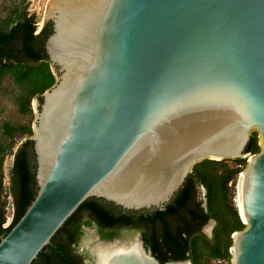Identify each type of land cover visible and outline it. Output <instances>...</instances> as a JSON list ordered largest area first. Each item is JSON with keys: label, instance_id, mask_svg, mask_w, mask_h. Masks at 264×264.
Segmentation results:
<instances>
[{"label": "water", "instance_id": "water-1", "mask_svg": "<svg viewBox=\"0 0 264 264\" xmlns=\"http://www.w3.org/2000/svg\"><path fill=\"white\" fill-rule=\"evenodd\" d=\"M47 22L37 190L0 237V264H30L89 197L164 209L196 162L243 157L253 128L230 264H264V0H46L37 29Z\"/></svg>", "mask_w": 264, "mask_h": 264}, {"label": "trees", "instance_id": "trees-1", "mask_svg": "<svg viewBox=\"0 0 264 264\" xmlns=\"http://www.w3.org/2000/svg\"><path fill=\"white\" fill-rule=\"evenodd\" d=\"M51 33V23L47 22L37 29L33 13L27 5L5 24L0 22V77L11 71L19 81L32 84L30 97L23 103L28 108L30 99L38 96L53 86L55 77L50 69V62L45 52L44 43ZM5 134L12 138L22 127L4 124ZM8 148L0 144V237L6 235L11 227L23 215L36 194L35 154L30 138L22 141L13 151L12 166L9 170L8 192L4 187L3 162ZM260 147L254 132L250 133L244 152L258 153ZM220 161L204 160L195 164L182 186L164 205V209L124 210L111 202L97 197L84 200L72 215L51 237L30 264H83V257L76 253L74 247L81 236L82 227L95 224L101 239L110 240L116 231H107L112 226L133 228L141 232L145 248H150L158 264L169 260L189 259L191 264H203L199 246L202 244L212 260L223 258L230 264L229 247L231 243L222 244L221 231L230 236L244 228L237 209L232 207L230 218L216 213L214 206L215 186L208 174L210 164ZM238 167L226 168L219 178L222 187L234 183L246 163ZM197 184L205 188V205L197 198ZM12 197V217L6 223L7 196ZM209 219L215 220V231L211 237L202 232V227ZM206 264H212L206 263Z\"/></svg>", "mask_w": 264, "mask_h": 264}, {"label": "rangeland", "instance_id": "rangeland-1", "mask_svg": "<svg viewBox=\"0 0 264 264\" xmlns=\"http://www.w3.org/2000/svg\"><path fill=\"white\" fill-rule=\"evenodd\" d=\"M45 3L46 0H0V22L2 24L8 23L15 16V14L22 9V7L27 5V9L29 13H33L35 15V19L37 21V27H38L40 26L41 23V19L45 8ZM40 28H38V30ZM31 89H32V84L30 82L17 80L16 75L11 71L4 72L0 77V144L7 148L9 145H13L12 148L6 150V154L3 162V175H4L3 184L7 192L9 185V170L12 166V159H13L12 153L22 141H24L27 138H30L33 135L32 121L34 120V112L32 108V98L34 96L30 99V104L28 108H24L23 106L25 100L30 97ZM4 124H9L13 127H22L24 128V130H20L16 132L14 136L10 138L4 132L3 129ZM251 132H254L256 134L259 145L260 144L259 131L253 128ZM251 155L253 154L246 153L243 157H239V158H225L222 160H212L205 158L201 160V161L204 160L220 161L215 163L211 162L209 169L207 170L208 174L211 175V178L213 179V183L215 186L216 194H215L214 206L216 208V213H218L220 216L223 215L224 217L230 218L232 213V207L237 209V203H238L237 186H238L239 175L234 183L229 182L226 187H222L220 185L219 183L220 176L223 174L226 168L238 167L239 162L240 164L247 163ZM201 161H198L195 164L200 163ZM197 198L199 200L201 199L203 201V205H205V199H206L205 188L200 184H197ZM6 211H7L6 222L9 223L13 212L12 197L10 195L7 196ZM209 220H213V219H209ZM215 224L216 222L215 220H213V224L211 225V227L205 231L203 230L202 232L206 234L208 237H211L212 233L215 231L214 230ZM232 234L230 236H226V232L223 233L221 231L220 233L221 243L225 244L230 242L232 244ZM97 237L101 239L98 232V227L95 224L82 227L81 236L79 238L78 243L75 245L74 249L76 253L80 254L83 257V264H93L94 255L92 252H90V250L93 248L95 244L101 242L98 240L95 241V238ZM137 237L138 239H140L139 230L133 228H124L118 231L117 234L114 236L115 240L109 243L128 241ZM198 246H199L198 248L200 251L202 263L203 264L211 263L212 257L205 249V247L202 244H198ZM228 251L230 254V247Z\"/></svg>", "mask_w": 264, "mask_h": 264}, {"label": "bare ground", "instance_id": "bare-ground-1", "mask_svg": "<svg viewBox=\"0 0 264 264\" xmlns=\"http://www.w3.org/2000/svg\"><path fill=\"white\" fill-rule=\"evenodd\" d=\"M53 1V0H52ZM100 193V192H98ZM240 208V204L238 202ZM95 264H148V255L138 238L114 243L99 242L91 249ZM169 264H188L169 263Z\"/></svg>", "mask_w": 264, "mask_h": 264}, {"label": "built area", "instance_id": "built-area-1", "mask_svg": "<svg viewBox=\"0 0 264 264\" xmlns=\"http://www.w3.org/2000/svg\"><path fill=\"white\" fill-rule=\"evenodd\" d=\"M8 222L5 223V225H7ZM226 260L223 258H215L212 260V264H225Z\"/></svg>", "mask_w": 264, "mask_h": 264}, {"label": "flooded vegetation", "instance_id": "flooded-vegetation-1", "mask_svg": "<svg viewBox=\"0 0 264 264\" xmlns=\"http://www.w3.org/2000/svg\"><path fill=\"white\" fill-rule=\"evenodd\" d=\"M107 229V231H120V230H118L119 228H117L116 229V227H114V226H112V227H110V228H106ZM122 229H124V228H122ZM140 232V231H139ZM140 235H141V232H140ZM140 239H141V236H140ZM142 240V239H141ZM143 242V241H142ZM144 245V244H143ZM145 247V246H144ZM145 249H149L150 250V248H145ZM146 251V250H145ZM150 252H151V250H150ZM152 255V254H151ZM155 259V258H154ZM156 260V259H155ZM157 261V260H156ZM169 261H171V260H169ZM167 262V261H166ZM165 263V262H164ZM191 263V262H190ZM157 264H158V261H157Z\"/></svg>", "mask_w": 264, "mask_h": 264}]
</instances>
